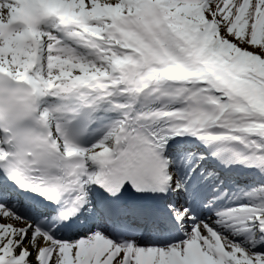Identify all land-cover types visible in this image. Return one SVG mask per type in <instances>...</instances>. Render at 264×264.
<instances>
[{"label": "snow or ice", "instance_id": "6c2138e0", "mask_svg": "<svg viewBox=\"0 0 264 264\" xmlns=\"http://www.w3.org/2000/svg\"><path fill=\"white\" fill-rule=\"evenodd\" d=\"M0 264H264V0H0Z\"/></svg>", "mask_w": 264, "mask_h": 264}]
</instances>
